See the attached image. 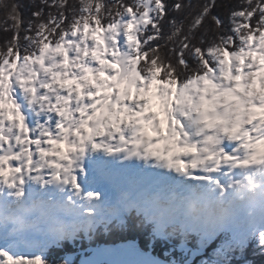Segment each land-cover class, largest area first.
<instances>
[{"label": "snow or ice", "instance_id": "6c2138e0", "mask_svg": "<svg viewBox=\"0 0 264 264\" xmlns=\"http://www.w3.org/2000/svg\"><path fill=\"white\" fill-rule=\"evenodd\" d=\"M215 7L39 0L25 20L0 0V264H50L126 216L153 239L264 247V0L227 24ZM99 255L85 264H161Z\"/></svg>", "mask_w": 264, "mask_h": 264}, {"label": "trees", "instance_id": "16d2710c", "mask_svg": "<svg viewBox=\"0 0 264 264\" xmlns=\"http://www.w3.org/2000/svg\"><path fill=\"white\" fill-rule=\"evenodd\" d=\"M70 2L74 3L75 0H70ZM174 2L175 0H168V3ZM182 2L187 4L189 3V0H182ZM19 3L21 4V11L25 17V20H27L30 17L31 12L36 10V5L39 4V0H19ZM191 3L194 5H202L205 3V0H191ZM238 4L239 0H216L217 7L212 10L213 15L219 14L221 19H223L227 24V12L238 7ZM221 5H226L227 7H221ZM172 15L176 16L177 18H183L180 13H173ZM3 17L4 13L0 11V20H2ZM169 18L171 19L172 16ZM10 35L11 33H5L3 30H0V45L3 44L5 37H10ZM134 215L135 213H133V216ZM125 221L126 226L123 228L119 227L115 223L108 225L107 230L105 229L102 231V237L104 240L101 245L134 244L135 246L139 247L141 253H150L156 260H159L160 262L165 261V259L170 258V256L172 259L180 260L182 264L187 262L188 257H185V253L183 254L177 249L184 243V237L179 233L171 236L168 239H163L160 237L153 239L151 236L150 225L140 227L137 225H128V220L126 219ZM187 239H191L192 243H190V245L192 244L195 250L199 249L198 244L200 243V240L198 237H196V235H189ZM218 240H220V238H216L212 242V244L209 246L212 247L209 248L210 250H207L204 255H198L195 260H190V264H199L203 258H210L211 250L219 248L220 245L226 244L221 242V240L220 242ZM79 244L80 242L77 241V239L71 242H62L61 247L54 248L47 253L48 261L50 264H63V261L66 260L69 255L79 253L83 250ZM166 253L170 254V256H165ZM177 255L180 257L178 258ZM226 259L227 264H264V247L259 246L256 241L251 240L242 252L236 250L227 253Z\"/></svg>", "mask_w": 264, "mask_h": 264}, {"label": "rangeland", "instance_id": "374dc122", "mask_svg": "<svg viewBox=\"0 0 264 264\" xmlns=\"http://www.w3.org/2000/svg\"><path fill=\"white\" fill-rule=\"evenodd\" d=\"M133 216V213L131 214ZM128 220L129 217H125V220ZM113 224V223H112ZM111 225V224H109ZM105 230V226L104 225H98L96 230L94 232H90L88 233V235L86 236L83 232H80L77 234V241L80 242V247L81 249H83L82 251H80L79 253L76 254H71L67 257L66 260H69V257L71 256L70 260L71 264H85L86 261H93V260H98V259H103L104 257L100 256L99 254H96V250L105 248V247H118V246H125L124 244H116V245H101L103 243V237H102V231ZM190 235H195L194 233L190 234ZM216 238H220L221 242L226 243V238L223 234H219L216 237L212 238L211 240L207 241L206 243H199L198 245V250L194 249V246L190 243H192L191 239H184V243L182 244V246H180L178 249V251L182 252L183 254L185 253V257H188L187 262L185 264H190V260H195V258L198 255H204L205 252L207 250H210L209 247L212 242L216 239ZM220 240H218L220 242ZM255 241V240H253ZM78 245V246H79ZM178 247V246H177ZM225 247L224 245H220L219 248H215L214 250H211V254H210V258L206 257L203 258L199 264H213L214 261H218V260H223L226 258V254L229 252H224L222 254H220V250L222 248ZM136 248L139 249V247L136 246ZM140 251V249H139ZM147 256L154 258L150 253H146ZM165 256H170V254L166 253ZM177 257L179 258L180 256L177 255ZM155 259V258H154ZM76 261V262H75ZM161 264H182L180 260H175L172 259V257L170 256V258H166L165 261L161 262Z\"/></svg>", "mask_w": 264, "mask_h": 264}, {"label": "bare ground", "instance_id": "6f19581e", "mask_svg": "<svg viewBox=\"0 0 264 264\" xmlns=\"http://www.w3.org/2000/svg\"><path fill=\"white\" fill-rule=\"evenodd\" d=\"M113 234V233H112ZM112 236V235H111ZM109 237V236H108ZM113 237V236H112ZM111 237V238H112ZM115 238V237H114ZM110 241H111V239H110ZM120 246H118V247H113V248H111V247H105V248H102V249H99V250H96L95 252H96V254H99V251L100 250H103V249H116V248H119ZM70 258H71V256L69 257V260H70Z\"/></svg>", "mask_w": 264, "mask_h": 264}]
</instances>
